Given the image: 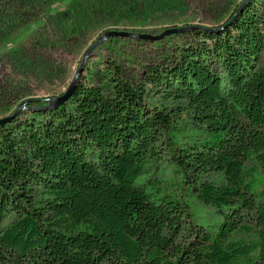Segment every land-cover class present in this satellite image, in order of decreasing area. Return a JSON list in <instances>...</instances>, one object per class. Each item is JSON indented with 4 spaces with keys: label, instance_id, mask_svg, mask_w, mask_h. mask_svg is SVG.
<instances>
[{
    "label": "trees",
    "instance_id": "obj_1",
    "mask_svg": "<svg viewBox=\"0 0 264 264\" xmlns=\"http://www.w3.org/2000/svg\"><path fill=\"white\" fill-rule=\"evenodd\" d=\"M243 2L210 32L171 35L189 41L144 66L141 82L105 61L57 108L0 89L1 119L13 116L0 124V264H264L253 193L264 174V19L258 0ZM63 3L71 10L48 11L70 34L77 0ZM165 155L219 221L196 222L188 203L143 179Z\"/></svg>",
    "mask_w": 264,
    "mask_h": 264
},
{
    "label": "rangeland",
    "instance_id": "obj_2",
    "mask_svg": "<svg viewBox=\"0 0 264 264\" xmlns=\"http://www.w3.org/2000/svg\"><path fill=\"white\" fill-rule=\"evenodd\" d=\"M95 1L98 2L77 0L74 7L77 10H73L76 29L66 34L61 27L54 25L51 18L56 15H49L48 11L57 8L56 13H60L70 9V4L63 3L64 0H38L30 6L27 0H0L2 20L14 22L10 29L0 25V89L11 87L17 98L22 100L59 97L67 91L87 50L104 34L124 32L157 36L166 29L186 26L213 30L231 16L238 4L248 0H111V13H106L101 7L89 17ZM258 2L264 19V0ZM132 5L134 7L130 8ZM84 17L89 23L87 27L81 22ZM36 22L41 25L37 27L39 23L36 24L31 31L30 27ZM262 29L264 33V24ZM19 36L17 44L14 39ZM187 41L188 38L182 36H167L160 41L121 36L108 38L91 50L78 78L96 83L92 71L105 61H114L124 68L129 80L141 82L144 66L160 62L166 53ZM13 50L18 51L17 54ZM157 102L158 98L151 96L147 104L153 107ZM5 116L0 112V119ZM181 118L188 119L184 114ZM169 158L165 155L157 164L158 171L152 167L143 179L149 180L154 190L161 194L175 195L188 203L196 222L213 225L219 221L212 209L201 206L187 195ZM253 193L264 201V174L261 171L255 175Z\"/></svg>",
    "mask_w": 264,
    "mask_h": 264
},
{
    "label": "water",
    "instance_id": "obj_3",
    "mask_svg": "<svg viewBox=\"0 0 264 264\" xmlns=\"http://www.w3.org/2000/svg\"><path fill=\"white\" fill-rule=\"evenodd\" d=\"M247 1V0H246ZM245 1V2H246ZM197 29H202L204 31L209 30L212 31V29H207V28H203L200 26H186V27H177V28H169L164 30V32H162L160 35L157 36H151V35H136V34H130V33H117V32H108L106 34L103 35V37H101L96 43H94L86 52L82 63L80 65V67L78 68L77 72L75 73L74 78L72 79L67 91L54 99H51L50 104L47 106V109H52V108H57L58 106L66 103L72 96L74 89H75V84L76 81L79 77V75L83 72L85 64L87 62L88 59V55L91 52V50H93L95 47L99 46L101 43H103L106 39L111 38V37H131V38H135V39H144V40H150V41H160L162 39H164L167 36H171V35H179V34H184V33H188L190 31H194ZM28 101L24 102L23 105L27 104ZM23 109V107L19 108L17 110V112L15 113V115H17L21 110ZM13 117V116H12ZM12 117L10 118H6V119H0V124H3L7 121H9Z\"/></svg>",
    "mask_w": 264,
    "mask_h": 264
},
{
    "label": "bare ground",
    "instance_id": "obj_4",
    "mask_svg": "<svg viewBox=\"0 0 264 264\" xmlns=\"http://www.w3.org/2000/svg\"><path fill=\"white\" fill-rule=\"evenodd\" d=\"M239 11V10H238ZM238 12H236L235 14H234V17L236 16V14H237ZM207 32H210L209 30H206Z\"/></svg>",
    "mask_w": 264,
    "mask_h": 264
}]
</instances>
